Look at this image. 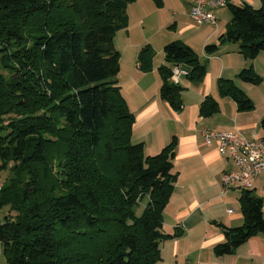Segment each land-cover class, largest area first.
Returning <instances> with one entry per match:
<instances>
[{"label":"trees","instance_id":"1","mask_svg":"<svg viewBox=\"0 0 264 264\" xmlns=\"http://www.w3.org/2000/svg\"><path fill=\"white\" fill-rule=\"evenodd\" d=\"M133 1L0 0V58L22 74L0 80V172H10L0 189V242L7 264H158L162 241L183 233L180 227L163 229L178 176L177 137L161 152L146 155L145 143L132 140L135 115L117 79L121 54L114 37L128 27ZM228 7L229 28L205 51L214 53L233 41L246 57L256 58L264 52V0L259 8L247 1ZM25 27L38 32L30 44ZM19 46L31 49L20 54ZM164 52L160 95L179 110L185 86L171 79L174 65L187 66L192 82L202 81L208 68L184 41L168 42ZM153 59L152 46H144L138 67L151 71ZM238 77L252 84L264 80L253 66ZM218 89L241 111L255 107L232 78H219ZM220 109L209 94L200 115ZM57 160L64 170L59 176L53 173ZM240 203L242 225L218 223L225 240L214 246L217 256L264 234L263 198L242 189Z\"/></svg>","mask_w":264,"mask_h":264},{"label":"crops","instance_id":"2","mask_svg":"<svg viewBox=\"0 0 264 264\" xmlns=\"http://www.w3.org/2000/svg\"><path fill=\"white\" fill-rule=\"evenodd\" d=\"M179 10H164L154 0H136L128 6L129 25L119 30L114 45L120 51V71L117 76L128 107L135 115L132 140L145 143L146 155H155L177 137L174 172L177 173L174 191L164 210V231L183 230L181 236L163 240L162 259L158 264H264V234H258L242 244L236 252L224 256L214 253V246L225 240L222 227L244 223L240 197L242 189H225L222 174L235 165L218 151V142L206 143L204 129L235 131L252 137L258 133L264 112L241 111L229 96H222L218 89L221 77L237 80L240 71L249 66L264 75V52L256 58L246 57L240 42L226 41L214 53H207L205 46L218 42L229 28L232 19L226 7L214 10L218 25L197 23L190 16V0H178ZM255 4V0H243ZM230 3H236L229 0ZM175 20L171 25L166 24ZM221 24V25H220ZM169 29V31H164ZM181 40L192 46L206 63L208 72L200 82H192L184 75L181 84L183 105L174 109L162 99L163 82L160 67L167 64L165 45ZM151 45L154 51V67L145 72L138 67L142 48ZM176 66V65H174ZM264 70V69H263ZM220 103V112L203 117L200 105L207 95ZM264 200V175H259L254 187Z\"/></svg>","mask_w":264,"mask_h":264},{"label":"built area","instance_id":"3","mask_svg":"<svg viewBox=\"0 0 264 264\" xmlns=\"http://www.w3.org/2000/svg\"><path fill=\"white\" fill-rule=\"evenodd\" d=\"M190 16L197 23L218 25V17L214 10L228 6L229 0H190ZM188 69L183 65L173 68L171 79L180 83ZM203 139L206 143L218 142V151L221 155L231 159L235 169L227 170L222 174L221 183L225 189L238 187L252 189L256 178L264 175V137L254 134L244 136L235 131H219L204 129Z\"/></svg>","mask_w":264,"mask_h":264},{"label":"rangeland","instance_id":"4","mask_svg":"<svg viewBox=\"0 0 264 264\" xmlns=\"http://www.w3.org/2000/svg\"><path fill=\"white\" fill-rule=\"evenodd\" d=\"M236 3H242L243 0H234ZM256 1V0H255ZM254 8H259L260 6H262V0H257L255 2V4H252ZM179 1L178 0H165V5H164V10H170V7L172 9L175 10H179ZM225 10L228 12V17L223 18L222 21H220V23L223 25L224 21L228 18L231 17V13L228 9V6H225ZM175 20L173 19L172 22H169L168 24H166V27H168L169 25H171V23H173ZM220 24V25H221ZM169 31V29H165L164 31ZM25 34V40L28 41V44L31 43V38H34L35 34H38L37 31H35L33 29V27L29 28V27H25L24 28V32ZM4 46V43L2 41H0V48ZM12 50H17V48L15 46H11ZM31 48H26V47H20L18 49V53L22 51H24V54H26V51H30ZM264 55V53H263ZM261 70L264 71V66H261ZM15 71V70H13ZM10 71L9 67H6L4 65V63L2 62L1 58H0V80L2 79H7L9 80L10 78H19L20 75L22 74H18V72H14ZM29 73V72H28ZM31 73L27 74V75H23V78H31ZM262 75V74H261ZM264 76V75H263ZM235 83L242 89L244 90L254 101L255 103V107L251 110V112H264V80L261 81L259 84H252V83H248L245 82L243 80H241L240 78H238L237 80H235ZM14 115H6L5 116V124L9 123L10 120H13ZM59 125L63 124V121H58ZM258 133L260 134V137H264V119L261 120L260 122V127L258 130ZM48 136H50L51 138H55L54 135L51 134H47ZM60 161L57 160L56 162H53V173L54 175H62V173L64 172L63 170V166H59ZM10 175L9 171H1L0 172V189L1 186L3 185L4 181L6 180V178H8ZM7 211V208H5ZM142 207L139 209L140 211H142ZM5 211V210H4ZM0 264H7V259L5 254L2 251V245L0 242Z\"/></svg>","mask_w":264,"mask_h":264},{"label":"water","instance_id":"5","mask_svg":"<svg viewBox=\"0 0 264 264\" xmlns=\"http://www.w3.org/2000/svg\"><path fill=\"white\" fill-rule=\"evenodd\" d=\"M184 67H185L186 69H188V67H187V66H185V65H184Z\"/></svg>","mask_w":264,"mask_h":264}]
</instances>
